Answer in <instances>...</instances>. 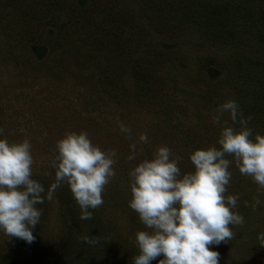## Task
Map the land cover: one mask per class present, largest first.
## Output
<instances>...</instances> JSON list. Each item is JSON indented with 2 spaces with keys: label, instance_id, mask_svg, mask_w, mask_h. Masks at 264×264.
Segmentation results:
<instances>
[{
  "label": "rangeland",
  "instance_id": "1",
  "mask_svg": "<svg viewBox=\"0 0 264 264\" xmlns=\"http://www.w3.org/2000/svg\"><path fill=\"white\" fill-rule=\"evenodd\" d=\"M113 9L133 21H108ZM228 99L252 117L253 134L264 135L262 0H0V127L9 142L30 140L32 178L47 191L55 144L66 132L84 130L102 150L117 151L116 175L91 219H79L63 185L37 205L42 214L31 243L0 234V264H67L75 246L81 252L70 253V264H131L144 225L128 206L129 169L167 145L181 156V172L192 171L189 154L215 144L219 128L210 117ZM133 142L135 159L127 161ZM229 168L225 195L239 194L244 224L230 225L232 239L210 250L219 253L218 264H264L257 238L264 233V189ZM83 234L98 243L78 240Z\"/></svg>",
  "mask_w": 264,
  "mask_h": 264
},
{
  "label": "clouds",
  "instance_id": "2",
  "mask_svg": "<svg viewBox=\"0 0 264 264\" xmlns=\"http://www.w3.org/2000/svg\"><path fill=\"white\" fill-rule=\"evenodd\" d=\"M227 115V118H225ZM251 116L245 117L235 99L218 104L210 122L219 128L215 144L189 154L192 171L181 172V156L167 145L158 146L149 158L141 159L128 171V206L138 215L144 230L135 233L138 252L131 264H218L219 253L210 246L232 239L229 227L243 226L236 211L239 194L225 195L234 164L264 189V135L253 134ZM231 121V123H229ZM239 125V127H234ZM119 131L130 128L118 124ZM0 127V234L27 243L34 240L32 229L39 224L42 210L58 188L67 185L80 209V220L92 218V211L103 203L105 186L116 175V149L102 150L92 143L86 131L66 132L56 141L54 180L45 191L32 178L34 159L28 138L9 142ZM146 133L138 141L148 142ZM127 161L135 159L136 142L130 143ZM228 157H231L229 159ZM259 200L254 201L259 204ZM264 245V233L257 237ZM87 245L98 243L96 236L77 237Z\"/></svg>",
  "mask_w": 264,
  "mask_h": 264
},
{
  "label": "trees",
  "instance_id": "3",
  "mask_svg": "<svg viewBox=\"0 0 264 264\" xmlns=\"http://www.w3.org/2000/svg\"><path fill=\"white\" fill-rule=\"evenodd\" d=\"M264 2V0H262ZM131 15H128V14H125L123 12H121L120 10H116V9H113L111 11H109L107 14H106V19L108 21H112V20H117L116 23H121V24H130V21H133ZM238 31V29H232L230 30V34H231V37H234V35L236 34V32ZM237 35V34H236ZM259 63V62H258ZM262 63H259V66H261ZM254 77H250L247 79V85H249V88L251 91L255 92L253 90V81ZM76 252L80 253L81 252V249L79 246H75L73 247V249H71L70 253L74 256V254H76ZM69 253V255H70ZM68 255V260H67V264H70V261L72 260H75L72 256L69 257Z\"/></svg>",
  "mask_w": 264,
  "mask_h": 264
}]
</instances>
